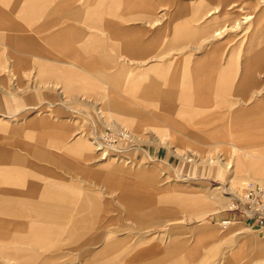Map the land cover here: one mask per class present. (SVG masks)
I'll list each match as a JSON object with an SVG mask.
<instances>
[{"label": "rangeland", "instance_id": "obj_1", "mask_svg": "<svg viewBox=\"0 0 264 264\" xmlns=\"http://www.w3.org/2000/svg\"><path fill=\"white\" fill-rule=\"evenodd\" d=\"M155 1L159 2L158 8L152 11L163 16L161 25L151 26L146 23V18L125 22L126 25L142 26L145 32L141 37L144 41L155 38V31L166 24L157 41L151 43L148 53L134 56L128 51L114 48L117 40L107 30L90 28L87 31L103 42L106 55L123 69L170 64L169 75L178 78V86L167 85L165 88L163 84H157L161 94L168 97L167 101L176 98V102L186 106L201 110L213 108L217 99L216 83L212 88L204 83L194 86L183 83L182 71L191 69L195 60L205 54L217 63L218 71L232 72L233 77L224 96L226 100H248L264 86V60L261 58L264 57V16L256 20L258 13L264 12L263 0H249L252 3L247 0L242 4L244 8L242 5L237 6L246 12L242 16L248 21L237 29L224 31L206 45H202V41L211 31L175 34L169 26V16L175 8L182 10L179 17L182 26H199L195 9L201 0H152ZM212 1L202 0L204 5ZM236 20L225 17L218 21L217 27L232 25ZM193 46L203 48L192 50ZM52 52L60 56V52ZM92 55L90 53V58ZM8 56L4 53V66L0 67V146L27 144L29 148L31 145L38 146L46 152L60 154L59 159L50 157L35 162L40 168L36 172L43 177L38 184L32 183L36 189L34 195L39 199L57 201L63 197L56 192H66L69 193L66 199L74 204L65 214L55 215L40 223L45 228L40 229L33 239L10 245L23 247L26 251L0 254L2 264H96L92 263V258L100 252L106 238L114 231L116 236L134 232L136 240L153 237L154 242L161 244L176 241V250H187L198 242L200 245L204 234L209 233L205 239L207 259H197L190 264H233L237 261L253 264L256 260L264 259V231L248 227L237 220L223 224L228 217L225 210L230 200L240 195L248 183H264V175L257 176L253 172L254 175L237 176L241 171L246 172V165L235 164L232 169L231 164L221 165L218 162L219 155L226 161L230 159L234 162L238 149L229 144H223L215 150L202 149L199 144L190 147L187 146L190 145L187 139L181 142L178 139L171 140L161 127L144 125L139 133H134L119 124L110 123L108 113L112 111L106 109L108 102L102 100L100 95L107 81L105 74L113 69L108 70L100 65L85 67L75 62L82 70H87L91 77L95 76L101 85L98 92L82 95L65 92L61 83L57 88L39 83L40 87H35L36 81L30 79L36 71L34 61L25 56L24 59L30 61L31 65L18 70L13 67V56ZM238 82L241 84L236 86ZM22 84L32 87L17 92ZM29 95L31 100L25 97ZM191 98H195V101L183 103ZM224 106L221 103L218 110L221 112ZM42 121L48 125H40L41 129L35 127ZM255 122L256 119L253 124ZM50 125L66 129L67 139L73 135L78 140L84 137L95 141L98 139L107 148V156L102 159V150H92L93 157L86 159L77 144H71L69 154H65L63 147L56 148L49 142L52 136ZM122 129L130 133L122 136L119 133ZM39 131H43L45 142L29 138L28 133L32 135ZM194 136L204 142L202 134ZM243 137L246 134L240 133V138ZM160 195L170 197L171 202L168 203L175 207L154 217L178 219L156 224L151 222L149 232L142 234L133 217L138 214V207L127 198L153 203ZM204 195H207L206 199ZM233 228L239 231H233Z\"/></svg>", "mask_w": 264, "mask_h": 264}, {"label": "crops", "instance_id": "obj_2", "mask_svg": "<svg viewBox=\"0 0 264 264\" xmlns=\"http://www.w3.org/2000/svg\"><path fill=\"white\" fill-rule=\"evenodd\" d=\"M77 1L80 3L77 4ZM239 1L213 0L205 5L202 0L198 1L195 14L198 15L197 20L200 21V25L196 27L192 24L182 26L179 22L182 10L175 8L169 16V26L173 28L175 34L196 30L211 31L202 41V45H206L217 35L237 29L248 21L244 20V16L242 17L245 12L242 4L247 0ZM247 2L252 3L249 0ZM158 4V1L152 2V0H0V67L4 66L3 55L6 53L13 56L15 69L29 68L30 61L24 59L27 56L34 61L36 71L32 74L30 72L29 75L31 74L32 81H36L35 87H40L39 84L42 86L51 84L57 88L56 86L61 83L65 92H76L82 95L98 92L101 85L95 76L91 77L87 70H82L75 62L85 67L100 65L108 70L113 69L105 74L107 81L100 95L102 100L108 102L106 109L112 111L108 113L110 123L119 124L134 133H139L144 125L161 127L163 133L168 134L171 140L178 139L181 142L187 139L190 144L187 146L193 147L194 144H199L206 150H215L223 144H229L234 148H246L254 156L251 154L250 157H240L235 154L233 162L230 159L226 161L219 155L218 162L221 165L229 163L232 169L235 164L246 165V172L241 171L237 173V176L246 177L254 173L262 177L264 175V86L248 100L240 102L226 100L224 96L231 83L232 72L218 71L217 63L205 54L195 60L191 69L182 71L183 83L190 86L204 83L209 84L211 88L216 83L218 85L216 86L217 99L213 108L201 110L186 106L179 101L176 102V98L174 101H167L168 97L161 94L162 91L157 84H163L165 88L167 85L179 84L178 78L175 79L169 75L170 64L157 67L148 63L147 67L123 69L106 55L103 42L87 31L90 28L107 30L109 35L117 40L114 48L128 51L134 56L143 55L148 53L151 43L156 42L160 37V32L166 24L155 31V38L144 41L141 37L145 32L144 28L140 25H126L125 22L146 18V23L151 26L161 25L163 16L152 11L158 8ZM240 5L243 7L238 8L237 6ZM202 8H204L203 11H201ZM261 16H264V12H259L256 20L259 21ZM225 17L237 20L232 25L218 28V21ZM199 48L203 47L193 46L192 50ZM52 51L60 52V56ZM90 53L93 54L91 58ZM116 84H119V87H116ZM240 84L241 82H238L236 86ZM19 86L17 92L26 91L32 87L23 84ZM25 97L31 100L30 95ZM193 101L195 98H191L188 102L185 100L183 103ZM221 103L225 106L220 112L218 109ZM255 119L256 122L253 124ZM37 124L35 127L38 129H41L40 125H48L45 121ZM49 128L52 130L49 142L56 148L63 147L65 154H69L68 148L71 144H77L84 158L93 157L94 147L89 138L84 137L78 140L73 135L67 139L68 131L63 127L50 125ZM42 133L43 131L32 133V135L28 133V136L45 142L46 139L43 138ZM199 133L204 137V142L195 138L194 135ZM240 133H245L246 137L240 138ZM225 138L228 140H224ZM65 139L67 140L63 142ZM4 145L0 146V254H9L12 251L24 253L25 248L11 247L12 244L26 242L36 237V233L45 228L40 223L70 211L69 208L74 202L66 199L69 195L66 192H56L63 197L57 201L39 199L34 195L36 189L32 187V183L38 184L43 177L41 173L36 172L40 168L35 162L50 157L59 159L60 154L46 152L41 147H34L31 144L30 148L29 145L26 146L27 144ZM250 162L255 165L250 167ZM203 197L206 199L207 195ZM127 200L138 207V214L133 217L142 234L149 232L151 222L156 224L178 219L154 217L157 214L169 212L170 207H175L168 203L171 202L168 196L160 195L153 203H144L133 198H127ZM126 228L128 227H124ZM233 229V231H239L238 228ZM111 233L100 252L92 258V263L190 264L197 259H207L205 251L209 233L204 234L205 237L200 245L198 242L187 250H176V241L161 244L154 242L153 237L136 240L135 233L131 231L122 236L114 235L116 231ZM233 264L241 263L237 261ZM253 264H264V259L256 260Z\"/></svg>", "mask_w": 264, "mask_h": 264}, {"label": "built area", "instance_id": "obj_3", "mask_svg": "<svg viewBox=\"0 0 264 264\" xmlns=\"http://www.w3.org/2000/svg\"><path fill=\"white\" fill-rule=\"evenodd\" d=\"M224 222L242 221L248 227L264 231V185L250 183L240 197L233 198L225 210Z\"/></svg>", "mask_w": 264, "mask_h": 264}, {"label": "bare ground", "instance_id": "obj_4", "mask_svg": "<svg viewBox=\"0 0 264 264\" xmlns=\"http://www.w3.org/2000/svg\"><path fill=\"white\" fill-rule=\"evenodd\" d=\"M264 1V0H263ZM234 3V2H233ZM232 4V3H231ZM230 5V4H229ZM236 10H238V9H236ZM243 17V16H242ZM248 19H249V16H248ZM242 21V20H241ZM240 22V21H239ZM238 23V22H237ZM241 24V23H240ZM232 27V26H231ZM236 28V27H235ZM225 30H227V28H225ZM262 58V60H264V57H261ZM263 121H264V119H263ZM123 130V129H122ZM127 132H129L128 130H127ZM127 132L125 131V130H123V131H120L119 130V133H121V134H123L122 136H124V135H127ZM130 133V132H129ZM132 135V134H131ZM92 144H93V147H94V150L96 151V150H102L100 153H103L102 155H101V157L100 158H104V157H106L107 156V153H108V151H106V149L107 148H105V147H103L104 145L97 139L96 141L95 140H92ZM212 147V146H211ZM238 147V146H237ZM236 149H238V153H237V155H239L240 157H243V156H245V157H250L251 156V152L249 151V150H245L244 148H236ZM253 155V154H252ZM254 156V155H253ZM242 160V159H241ZM254 163V162H253ZM249 164H251L250 165V167H253V165H255V164H252V162H250ZM250 183H254V184H258V185H264V183H262V184H260V183H256V182H250ZM250 183H248L247 185H246V187L250 184ZM246 187H245V189H246ZM244 189V190H245ZM244 190H243V192L239 195V194H237V196H235V197H240L243 193H244ZM235 193H237V192H235ZM235 197H233V198H235ZM232 200V199H231ZM230 200V201H231ZM234 221H236V220H234ZM231 222H233V221H230V222H223V224H226V223H231ZM242 222V221H241Z\"/></svg>", "mask_w": 264, "mask_h": 264}]
</instances>
